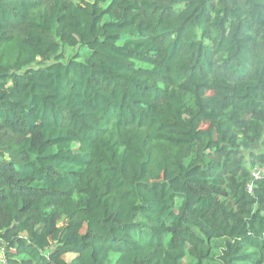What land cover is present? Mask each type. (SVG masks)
<instances>
[{"label":"trees","instance_id":"trees-1","mask_svg":"<svg viewBox=\"0 0 264 264\" xmlns=\"http://www.w3.org/2000/svg\"><path fill=\"white\" fill-rule=\"evenodd\" d=\"M255 165L264 0H0L4 264H264Z\"/></svg>","mask_w":264,"mask_h":264},{"label":"built area","instance_id":"built-area-1","mask_svg":"<svg viewBox=\"0 0 264 264\" xmlns=\"http://www.w3.org/2000/svg\"><path fill=\"white\" fill-rule=\"evenodd\" d=\"M250 175H251V180L247 185V189L249 191H251L252 189L253 181L264 176V169L258 165H255L254 167L251 168ZM4 263H5L4 250L2 247H0V264H4Z\"/></svg>","mask_w":264,"mask_h":264},{"label":"rangeland","instance_id":"rangeland-1","mask_svg":"<svg viewBox=\"0 0 264 264\" xmlns=\"http://www.w3.org/2000/svg\"><path fill=\"white\" fill-rule=\"evenodd\" d=\"M68 257H70V255H68Z\"/></svg>","mask_w":264,"mask_h":264}]
</instances>
